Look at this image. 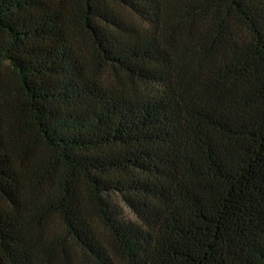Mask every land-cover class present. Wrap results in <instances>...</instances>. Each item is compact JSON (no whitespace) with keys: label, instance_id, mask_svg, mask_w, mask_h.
Listing matches in <instances>:
<instances>
[{"label":"trees","instance_id":"obj_1","mask_svg":"<svg viewBox=\"0 0 264 264\" xmlns=\"http://www.w3.org/2000/svg\"><path fill=\"white\" fill-rule=\"evenodd\" d=\"M0 264H264V0H0Z\"/></svg>","mask_w":264,"mask_h":264}]
</instances>
